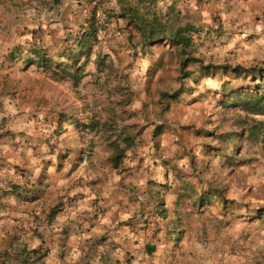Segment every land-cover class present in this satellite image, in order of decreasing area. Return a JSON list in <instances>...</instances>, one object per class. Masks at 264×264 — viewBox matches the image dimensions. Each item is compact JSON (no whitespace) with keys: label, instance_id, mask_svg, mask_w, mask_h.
<instances>
[{"label":"rangeland","instance_id":"1","mask_svg":"<svg viewBox=\"0 0 264 264\" xmlns=\"http://www.w3.org/2000/svg\"><path fill=\"white\" fill-rule=\"evenodd\" d=\"M154 3L126 16L110 2L78 9L65 0H0V9H17L33 25L0 62L5 97L43 110L2 115H31L43 122V143L110 164L109 197L126 195L130 216L109 233L125 232L127 264H264V223L254 220L264 209V116L230 106L222 85L254 83L220 69L264 68V0L224 1L210 16ZM143 19L161 25L160 44L144 46L134 25ZM179 30L183 46L173 42ZM117 146L124 154L115 169ZM155 170L165 180L155 181ZM170 184L186 198L175 240L165 215L151 227L165 212L154 187H167L158 190L166 196ZM200 232L207 248L186 250L184 238ZM158 238L177 247L136 257L140 243L147 251Z\"/></svg>","mask_w":264,"mask_h":264},{"label":"crops","instance_id":"2","mask_svg":"<svg viewBox=\"0 0 264 264\" xmlns=\"http://www.w3.org/2000/svg\"><path fill=\"white\" fill-rule=\"evenodd\" d=\"M10 1L8 0V3ZM65 1L71 2L72 7L78 9L89 8L87 4L91 2L93 4L110 2L111 9L119 8L126 16L135 13V7L139 8L145 2H155L154 4H158L157 9L167 10V13L177 7L184 15L206 12L210 16L215 11L222 10L225 7L223 2L228 0ZM238 1H241L243 7H247L255 0ZM160 5L165 8H160ZM1 9L2 63L9 50L12 51L26 43V38L21 34L29 33L27 29L33 25L26 23L23 20L25 16L17 9ZM1 81L3 79L0 77V264H127L129 240L125 232L120 230L113 237L109 233L113 224L130 216L124 204L127 201H123V198L127 200L126 195L115 196L112 200L109 197V190L113 184L109 173L110 164L106 166L104 160V165L101 166V161L96 155L79 154L77 150L74 153L67 152L68 148L65 149V145L55 147L46 141L43 143V122L31 115L11 118L2 115L36 113L43 110L34 104L23 105L20 97L14 101L7 99L5 97L7 88ZM100 167L103 168L102 173L96 170ZM156 174L155 181L160 182L164 179L157 170ZM164 188L167 187H154L157 189L154 196L157 194L156 201L160 197L164 199V202L161 200V204L157 205L165 209L164 223L174 228L172 234L169 233L170 238L174 239L177 231L175 227H178L184 218L182 211L186 198L177 195L179 191L176 184L169 185L166 196L163 191L158 195V190ZM187 188L191 189L188 186ZM259 217L260 215L255 217V221L264 223V217L256 219ZM163 234L164 232L160 235ZM201 235L202 232L198 240L188 241L184 238L186 250L189 248L198 253L205 250L207 244L202 243ZM173 239L165 242L158 238L153 242V246L147 248L148 252L144 244L140 243L137 246L136 257L142 260L143 253L156 256L177 247ZM104 240L105 244L99 243ZM112 241H115L112 244L116 249L114 253L111 250ZM150 248H155V251L150 253ZM216 250L221 251L220 246ZM151 259L147 257L145 261Z\"/></svg>","mask_w":264,"mask_h":264},{"label":"trees","instance_id":"3","mask_svg":"<svg viewBox=\"0 0 264 264\" xmlns=\"http://www.w3.org/2000/svg\"><path fill=\"white\" fill-rule=\"evenodd\" d=\"M53 1L56 4L61 3V0ZM134 25L136 27L138 35L142 38L145 47H149L151 45H158L163 41L158 37V32H161V25L157 24L156 21H149L143 19L140 23L134 22ZM183 32L184 31L179 30L176 33L173 42L177 46L184 45L182 44V42H180V40H178ZM36 54L40 55L39 52H37ZM220 69L222 72L225 73V75L227 73H231L236 76V78H242L245 80L250 79L251 82L254 83V85L251 87L238 88L237 90L229 86V83L222 85L224 86L223 92L228 91L229 94H231L230 103L232 104L230 106L240 107L251 115L264 116V68H243L241 66L233 68L231 66H226L221 67ZM259 126L261 127V130L264 129V122H260ZM132 145L133 142L128 143V147H131ZM117 151V154L112 158V163L115 169L119 168L124 154V150H121L119 146H117ZM255 213L257 214V216L254 217H258V215H260V217L256 219L264 217V209L259 210ZM161 215H165V212ZM154 251L155 248H150V253H153Z\"/></svg>","mask_w":264,"mask_h":264},{"label":"built area","instance_id":"4","mask_svg":"<svg viewBox=\"0 0 264 264\" xmlns=\"http://www.w3.org/2000/svg\"><path fill=\"white\" fill-rule=\"evenodd\" d=\"M155 221L152 222L151 227L156 226V223H158L161 219V214L159 212L156 213L155 217H154Z\"/></svg>","mask_w":264,"mask_h":264}]
</instances>
